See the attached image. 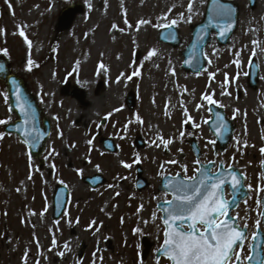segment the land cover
Segmentation results:
<instances>
[{"label": "rangeland", "instance_id": "1", "mask_svg": "<svg viewBox=\"0 0 264 264\" xmlns=\"http://www.w3.org/2000/svg\"><path fill=\"white\" fill-rule=\"evenodd\" d=\"M234 1L241 9L239 32L226 47L208 46V67L187 74L183 47L161 43L157 25L175 20L186 42L207 0H0V54L28 82L51 125L39 168L28 147L0 124V264H168L155 258L164 231L156 203L170 199L157 187L163 175H195L186 143L193 136L204 162L237 167L254 195L262 188L264 0L252 7L250 0ZM68 6H78L79 14L59 28ZM252 60L260 69L254 90L247 84ZM130 91L133 110L125 105ZM210 100L236 122L232 143L217 157L206 124ZM14 119L0 81V120ZM139 137L143 148L136 147ZM102 138L118 150L108 153ZM138 165L148 184L142 191L135 188ZM95 174L106 181L91 189L82 178ZM58 183L70 195L53 220ZM259 214L255 199L235 212L250 230L262 227ZM143 239L149 244L144 257Z\"/></svg>", "mask_w": 264, "mask_h": 264}, {"label": "water", "instance_id": "2", "mask_svg": "<svg viewBox=\"0 0 264 264\" xmlns=\"http://www.w3.org/2000/svg\"><path fill=\"white\" fill-rule=\"evenodd\" d=\"M218 4H222L224 7L230 8V14L223 18L217 16L215 9ZM78 12L79 10L75 7H68L67 9H65L60 15L59 27H68L73 22L75 15ZM238 18L239 8L237 4L224 2L222 0H218V3L214 4L212 0H209L204 20L200 24L192 28V40L183 52V68L187 71L193 72H200L204 70L207 65V59L204 55V48L211 41L210 34L212 32L217 33L219 45L228 44L232 35L237 29ZM161 38L162 40L172 43L174 46H178L182 43L179 39V32L174 26L164 28L161 32ZM0 66H3V70L0 71V79L3 80L6 84V93L9 99V110L12 114L17 115V119L13 123L5 124L3 126V129L7 134H17L21 141L29 147L30 157L32 159H39L40 166H42L45 161L44 159L40 158L43 156L46 150L47 140L51 132L50 124L46 117L43 115V110L38 106L35 96L29 91L27 83L22 78L12 73L10 63L4 56L0 58ZM257 75V66L252 65L250 71V80H254ZM18 96L21 97L23 101L21 107H27L28 109L27 115H25V113L21 111V107H18ZM127 103L130 109L134 108L135 96L133 93H130L128 95ZM211 112L213 113L214 118L210 122V126L215 131V134L217 135V143L221 146V150L223 151L226 145L231 140V135L234 128L231 125L230 121H226L224 119L222 109L211 106ZM218 116L222 117L223 123L226 125V128H223L221 130L222 134L216 129V125L221 123V121L217 119ZM138 143L143 145L141 139L138 140ZM104 146L109 151L115 150V147H113L112 141L110 139L104 140ZM192 146L198 157L199 149L197 148V145L195 143H192ZM211 166H213V164H209V168ZM209 168L204 170L203 166H201L197 178H202L201 173L208 172ZM228 175L231 176L230 173ZM214 177H218V180L220 182H223V187L226 183L228 184V182H226V180L228 179L225 177V175L216 174L214 175ZM84 180L93 188L97 187L99 184L104 183V179L99 175H96L93 178H85ZM167 180L169 182L165 183L164 181L163 186H165L166 190L171 192L173 194V198H175L177 195H175L174 190L171 187L172 182L177 183L178 181H181L183 179L180 176H177L174 178H168ZM183 181L191 183V180ZM216 182V179L212 181V183ZM144 185L145 181L141 177L140 168H138L136 186L139 190H141ZM68 196L69 192L66 187L58 184L56 186V192L53 197V218L55 220H57L66 209ZM159 208L163 211V218L165 219L167 217V204L159 203Z\"/></svg>", "mask_w": 264, "mask_h": 264}, {"label": "snow or ice", "instance_id": "3", "mask_svg": "<svg viewBox=\"0 0 264 264\" xmlns=\"http://www.w3.org/2000/svg\"><path fill=\"white\" fill-rule=\"evenodd\" d=\"M212 2L217 4L218 0H212ZM215 12L217 16L223 18L230 14L231 9L218 4ZM139 23L147 22L140 21ZM175 24L176 21L173 20L169 25H157V27H171ZM154 53L155 50L149 55ZM31 63L29 61L30 65ZM2 70L3 66H0V71ZM133 75H138V73H133ZM22 103V98L18 96V107H21ZM210 103L216 102L210 100ZM21 111L25 115L28 114L27 107H21ZM217 119L221 123L216 125V129L221 132L226 125L222 117L218 116ZM4 123L6 121L0 120V124ZM125 167H130V165H125ZM201 176L202 178H190L191 183L181 180L171 186L179 194L174 200L165 202L167 204V217L164 219L165 239L157 251L166 256L172 264H234V261L239 262L241 256L235 252V248L240 247L242 251V241L245 235L234 222H230L227 216L229 202L223 198V182L209 172H202ZM214 179L217 180L216 183H212ZM238 184L239 180H236L232 186L235 188ZM219 217H224V219L220 220ZM247 259L251 261L252 257L248 256Z\"/></svg>", "mask_w": 264, "mask_h": 264}, {"label": "flooded vegetation", "instance_id": "4", "mask_svg": "<svg viewBox=\"0 0 264 264\" xmlns=\"http://www.w3.org/2000/svg\"><path fill=\"white\" fill-rule=\"evenodd\" d=\"M258 197L260 198V195ZM257 228H255L254 231L248 230L244 233L245 239L242 241V251L240 247L235 248V252L240 254L241 259L239 262L234 261V264H264V241L262 242L261 247L254 246L255 241L253 236L264 234V231H258ZM248 256L252 257L251 261L247 259Z\"/></svg>", "mask_w": 264, "mask_h": 264}, {"label": "bare ground", "instance_id": "5", "mask_svg": "<svg viewBox=\"0 0 264 264\" xmlns=\"http://www.w3.org/2000/svg\"><path fill=\"white\" fill-rule=\"evenodd\" d=\"M81 117H82V116H81ZM81 117H80V118H81ZM80 118H79V119H80Z\"/></svg>", "mask_w": 264, "mask_h": 264}]
</instances>
